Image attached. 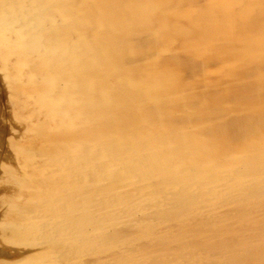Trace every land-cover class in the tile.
<instances>
[{
  "label": "rangeland",
  "instance_id": "obj_1",
  "mask_svg": "<svg viewBox=\"0 0 264 264\" xmlns=\"http://www.w3.org/2000/svg\"><path fill=\"white\" fill-rule=\"evenodd\" d=\"M13 1L0 264H264V0Z\"/></svg>",
  "mask_w": 264,
  "mask_h": 264
},
{
  "label": "bare ground",
  "instance_id": "obj_2",
  "mask_svg": "<svg viewBox=\"0 0 264 264\" xmlns=\"http://www.w3.org/2000/svg\"><path fill=\"white\" fill-rule=\"evenodd\" d=\"M14 1H15V0H14ZM14 1H13V2H14ZM18 1H19V0H18ZM26 1H27V0H24V1H22V2H26ZM49 1H50V0H49ZM84 1H85V0H84ZM84 1H83V2H84ZM87 1H88V0H87ZM127 1H128V0H127ZM134 1H136V0H134ZM137 1H139V0H137ZM254 1H255V0H254ZM31 2H32V4H33V1H30V2L28 1L27 5H30V6H31ZM81 2H82V1H81ZM81 2H80V3H81ZM111 2H112V1H111ZM116 2H118V1H116ZM123 2H124V1H123ZM129 2H130V1H129ZM172 2H173V1H172ZM205 2H206V0H205ZM259 2H260V1H259ZM84 3H86V1H85ZM84 3H83V4H84ZM90 3H91V2H90ZM94 3H95V2H94ZM127 3H128V2H127ZM127 3H126V4H127ZM187 3H188V2H187ZM192 3H193V2H192ZM198 3H199V2H198ZM255 3H256V1H255ZM262 3H264V2H262ZM25 4H26V3H25ZM25 4H23V5H24V8H25ZM95 4H96V3H95ZM112 4H113V3H112ZM117 4H118V3H117ZM121 4H122V3H121ZM126 4H125V5H126ZM130 4H131V3H130ZM137 4H138V3H137ZM168 4H169V3H168ZM27 5H26V6H27ZM33 5H34V6H33ZM33 5H32L33 7H36V6H35V3H34ZM98 5H100V4L98 3ZM149 5H150V4H149ZM255 5H256V4H255ZM16 6H17V5H16ZM127 6H128V5H127ZM170 6H171V5H170ZM242 6H243V5H242ZM19 7H20V5H19ZM27 7H28V6H27ZM27 7H26V8H27ZM37 7H38V5H37ZM111 7H112V6H111ZM221 7H222V6H221ZM20 8H21V9H19V11L22 10V7H20ZM26 8H25V9H26ZM29 8H30V7H29ZM29 8L26 9V12L30 10ZM113 8H114V7H113ZM129 8H130V7H129ZM137 8H138V7H137ZM182 8H183V7H182ZM236 8H237V7H236ZM28 9H29V10H28ZM37 9H38V8H37ZM39 9H40V8H39ZM110 9H111V8H110ZM130 9H131V8H130ZM168 9H169V8H168ZM171 9H172V8H171ZM233 9H234V8H233ZM32 10H33V12H34V9H32ZM32 10H31V12H32ZM65 10H66V9H65ZM104 10H105V9H104ZM123 10H124V9H122V11H123ZM125 10H126V9H125ZM125 10H124V11H125ZM143 10H144V9H143ZM187 10H188V9H187ZM221 10H222V9H221ZM256 10H257V9H256ZM22 11H23V10H22ZM22 11L18 12V9H17L16 12H18V13H20V14H21V13H24V12H22ZM53 11H54V10H53ZM102 11H103V10H102ZM177 11H178V10H177ZM180 11H181V10H180ZM253 11H254V10H253ZM37 12H38V11H37ZM80 12H81V11H80ZM98 12H99V11H98ZM107 12H108V11H107ZM117 12H118V10H117ZM126 12H127V11H126ZM135 12H136V11H135ZM140 12H141V11H140ZM143 12H144V11H143ZM175 12H176V11H175ZM182 12H183V11H182ZM256 12H257V11H256ZM59 13H60V12H59ZM103 13H104V12H103ZM110 13H111V12H110ZM114 13H115V12H114ZM127 13H128V12H127ZM156 13H157V12H156ZM165 13H166V12H165ZM165 13H164V14H165ZM28 14H29V13H28ZM107 14H109V13H107ZM131 14H132V13H131ZM153 14H154V13H153ZM169 14H170V13H169ZM234 14H235V13H234ZM21 15H22V14H21ZM24 15L27 16V14H25V13H24ZM32 15H33V14H32ZM32 15H31V16H32ZM111 15H112V14H111ZM133 15H135L134 12H133ZM156 15H158V13H157ZM159 15H160V12H159ZM170 15H171V14H170ZM221 15H222V13H221ZM262 15H264V14H262ZM7 16H8V15H7ZM16 16H17V15H16ZM26 16H25V17H26ZM28 16H30V15H28ZM28 16H27V17H28ZM63 16H64V18H65V15H63ZM104 16H105V13H104ZM109 16H110V15H109ZM160 16H162V15H160ZM167 16H169V15H167ZM230 16H231V15H230ZM18 17H20V16H18ZM22 17H23V16H22ZM25 17H24V18H25ZM60 17H61V16H60ZM122 17H123V16H122ZM127 17H128V16H127ZM130 17H131V16H130ZM133 17H136V15L133 16ZM156 17H157V16H156ZM227 17H228V16H227ZM24 18H19V19H21V21H22V19H24ZM28 18H30V17H28ZM39 18H40V17H39ZM103 18H104V17H103ZM161 18H162V17H161ZM170 18H171V17H170ZM190 18H191V17H190ZM244 18H245V17H244ZM252 18H253V17H252ZM259 18H260V17H259ZM14 19H15V18H14ZM31 19H32V18H31ZM62 19H63V17H62ZM65 19H66V18H65ZM94 19H95V18H94ZM108 19H109V18H108ZM108 19H107V20H108ZM118 19H119V18H118ZM120 19H121V17H120ZM122 19H123V18H122ZM130 19H131V18H130ZM139 19H140V18H139ZM149 19H150V18H149ZM172 19H173V18H172ZM172 19H171V20H172ZM175 19H177V18H175ZM233 19H234V18H233ZM42 20H43V19H42ZM45 20H46V19H45ZM63 20H64V19H63ZM114 20H116V19H114ZM143 20H144V16H143ZM247 20H248V19H247ZM249 20H250V19H249ZM30 21H31V20H30ZM30 21H28V23H30ZM59 21H60V20H59ZM122 21H123V20H122ZM156 21H157V20H156ZM159 21H160V20H159ZM222 21H223V20H222ZM251 21H252V20H251ZM251 21H250V23H251ZM17 22H18V21H17ZM17 22H16V23H17ZM40 22H41V21H39V23H40ZM100 22H101V21H100ZM117 22H118V21H117ZM117 22H116V23H117ZM120 22H121V21H120ZM120 22H119V23H120ZM125 22H126V21H125ZM134 22H136V21H134ZM181 22H182V21H181ZM181 22H180V23H181ZM217 22H218V21H217ZM247 22H248V21H247ZM20 23H22V22H20ZM23 23H24L23 25L25 26L26 23H25V22H23ZM31 23H32V22H31ZM36 23H37V25H39V24H38V20H37ZM41 23H42V22H41ZM41 23H40V24H41ZM44 23H45V22H44ZM86 23H87V22H86ZM97 23H98V22H97ZM101 23H102V22H101ZM107 23H108V22H107ZM113 23H114V22H113ZM119 23H118V24H119ZM130 23H131V22H130ZM130 23H129V24H130ZM132 23H133V22H132ZM139 23H140V22H139ZM152 23H153V22H152ZM160 23H161V22H160ZM208 23H209V22H208ZM49 24H50V23H49ZM98 24H99V23H98ZM123 24H124V23H123ZM123 24H122V25H123ZM140 24H141V23H140ZM147 24H148V23H147ZM186 24H188V23H186ZM229 24H230V23H229ZM234 24H235V23H234ZM237 24H238V23H237ZM15 25L17 26V24H15ZM18 25H19V24H18ZM110 25H112V24H110ZM113 25L116 26L115 23H114ZM113 25H112V26H113ZM122 25H121V26H122ZM125 25H126V24H125ZM134 25H135V24H134ZM154 25H155V24H154ZM166 25H167V24H166ZM235 25H236V24H235ZM9 26L12 28V27L14 26V23H13V26H12V25H8V27H9ZM24 26H23V27H24ZM27 26H29V25H27ZM30 26H31V25H30ZM45 26H46V25H45ZM47 26H48V25H47ZM102 26H104V25H102ZM107 26H108V24H107ZM117 26H118V25H117ZM139 26H140V25H139ZM188 26H189V25H188ZM18 27H20V26H18ZM35 27H36V26H35ZM35 27H33V31H34V28H35ZM119 27H120V26H119ZM119 27H118V28H119ZM132 27H133V25H132ZM155 27L157 28V26H155ZM161 27H162V26H161ZM202 27H203V26H202ZM219 27H220V26H219ZM226 27H227V25H226ZM2 28H3V27H2ZM6 28H7V27H6ZM6 28H4V29H6ZM16 28H17V27H16ZM28 28H29V27H28ZM99 28H100V27H99ZM105 28H106V27H105ZM114 28H115V27H114ZM114 28H113V29H114ZM141 28H143L142 25H141ZM166 28H167V27H166ZM180 28H181V27H180ZM245 28H247V27H245ZM250 28H251V27H250ZM4 29H1V31H2L3 33H5L6 30H8V28H7L6 30H4ZM20 29H22V27H21ZM23 29H24V28H23ZM35 29H36V28H35ZM38 29H39V28H38ZM109 29H110V26H109ZM111 29H112V28H111ZM116 29H117V28H116ZM145 29H146V28H145ZM147 29H148V28H147ZM243 29H244V28H243ZM253 29H254V28H253ZM3 30H4V31H3ZM11 30H12V29H10L9 31L11 32ZM14 30H15V29H14ZM25 30H26V28H25ZM97 30H98V29H97ZM189 30H190V29H189ZM15 31H16V30H15ZM19 31H21V30H19ZM31 31H32V30H31ZM36 31H37V30H36ZM99 31H100V29H99ZM103 31H104V30H103ZM105 31H106V30H105ZM160 31H161V30H160ZM244 31H245V30H244ZM250 31H251V30H250ZM253 31H254V30H253ZM253 31H251V32H253ZM255 31H256V30H255ZM262 31L264 32V30H262ZM7 32H8V31H7ZM10 32H8V33H10ZM16 32H17V31H16ZM21 32H22V31H21ZM27 32H28V31H27ZM101 32H102V31H101ZM133 32H134V31H133ZM157 32H158V31H157ZM224 32H225V31H224ZM260 32H261V31H260ZM3 33H2V35H3ZM28 33H29V32H28ZM59 33H60V32H59ZM120 33H121V32H120ZM131 33H132V32H131ZM136 33H137V32H136ZM245 33H246V32H245ZM255 33H256V32H255ZM6 34H7V33H6ZM6 34H4L5 37H6ZM11 34L13 35V32H12ZM17 34H18V32H17ZM21 34H22V33H21ZM21 34H18V35H21ZM26 34H27V33H26ZM60 34H61V33H60ZM103 34H104V33H103ZM124 34H125V33H124ZM127 34H128V33H127ZM235 34H237V33H235ZM248 34H249V33H248ZM250 34H252V33H250ZM257 34H260V33H257ZM0 35H1V34H0ZM9 35H10V34H9ZM14 35L16 36V33H14ZM14 35H13V36H14ZM100 35H101V34H100ZM178 35H179V34H178ZM33 36H34V35H33ZM51 36H52V35H51ZM145 36H146V35H145ZM164 36H165V35H164ZM257 36H258V35H257ZM1 37H2V36H1ZM11 37H12V36H11ZM27 37H28V36H27ZM27 37H26V39H27ZM111 37H112V36H111ZM190 37H191V36H190ZM190 37H189V38H190ZM262 37H263V36H262ZM17 38H18V37H17ZM20 38H21V37H20ZM23 38H24V37H22V41H23ZM102 38H103V37H102ZM121 38H122V37H121ZM230 38H231V37H230ZM3 39H4V37H3ZM5 39H6V38H5ZM9 39H10V38H8L7 41H8ZM14 39H16V37H15V38H12V41H13ZM18 39H19V38H18ZM42 39H43V38H42ZM98 39H99V38H98ZM117 39H119V38H117ZM125 39H126V38H125ZM148 39H150V38H148ZM169 39H170V37H169ZM227 39H228V38H227ZM237 39H238V38H237ZM240 39H241V38H240ZM240 39H239V40H240ZM242 39H244V37H243ZM143 40H144V39H143ZM157 40H158V39H157ZM175 40H176V39H175ZM186 40H187V39H186ZM191 40H192V38H191ZM16 41H17V40H16ZM16 41H15V42H16ZM225 41H226V40H225ZM228 41L230 42V40H228ZM228 41H227V42H228ZM234 41H235V40H234ZM249 41H250V40H249ZM0 42H1V41H0ZM4 42H5V40H4ZM9 42H10V41H9ZM9 42H7V44H8ZM18 42H19V44L22 43V42H20V41H18ZM123 42H124V41H123ZM159 42H160V41H159ZM240 42H242V41H240ZM10 43H11V42H10ZM12 43H13V42H12ZM153 43H154V42H153ZM160 43H161V42H160ZM162 43H163V42H162ZM213 43H214V42H213ZM218 43H219V41H218ZM253 43H254V42H253ZM2 44H3V43H2ZM5 44H6V43H5ZM5 44H4V45H5ZM42 44H43V43H42ZM235 44H237V43H235ZM251 44H252V43H251ZM0 45H1V43H0ZM4 45H2V46H4ZM9 45H10V44H9ZM170 45H171V44H170ZM216 45H217V42H216ZM21 46H22V45H21ZM177 46H178V45H177ZM197 46H198V45H197ZM221 46H222V45H221ZM252 46H253V44H252ZM252 46H251V47H252ZM11 47H12V45H11ZM14 47H15V45H14ZM14 47H13V48H14ZM99 47H100V46H99ZM211 47H213V46L211 45ZM211 47H210V48H211ZM230 47H231V46H230ZM255 47H257V45H256ZM262 47H263V46H262ZM3 48H4V47H3ZM17 48H18V47H17ZM35 48H36V47H35ZM51 48H52V47H51ZM97 48H98V47H97ZM126 48H127V47H126ZM233 48H234V47H233ZM233 48H232V49H233ZM243 48H244V47H243ZM1 49H2V48H1ZM10 49H11V48H10ZM33 49H34V48H33ZM90 49H92V48H90ZM103 49H104V48H103ZM157 49H158V48H157ZM174 49H175V47H174ZM230 49H231V48H230ZM8 50H9V49H8ZM12 50H14V49H12ZM106 50H107V49H106ZM251 50H253V49H251ZM254 50L256 51L257 49H254ZM5 51H6V50H5ZM18 51H19V50H18ZM28 51H29V49H28ZM33 51H34V50H33ZM97 51H98V50H97ZM173 51H174V50H173ZM15 52H16V51H15ZM24 52H25V51H24ZM39 52H40V51H39ZM107 52H108V51H107ZM150 52H151V51H150ZM218 52H219V51H218ZM108 53H109V52H108ZM108 53H107V55H108ZM125 53H126V52H125ZM154 53H155V52H154ZM229 53H230V52H229ZM253 53H254V51H253ZM6 54H7V52H6ZM6 54L4 53V56H5ZM8 54H9V52H8ZM15 54H17V53H15ZM28 54H29V53H28ZM53 54H54V53H53ZM255 54H256V53H255ZM9 55H10V54H9ZM18 55H19V54H18ZM24 55H25V54H24ZM31 55H32V54H31ZM95 55H96V54H95ZM209 55H210V54H209ZM259 55H260V54H259ZM259 55H258V56H259ZM0 56H1V55H0ZM4 56H3V58H5ZM6 56H7V55H6ZM15 56H16V55H15ZM20 56H21V55H20ZM45 56H46V55H45ZM102 56H103V55H102ZM110 56H111V55H110ZM121 56H122V55H121ZM125 56H126V55H125ZM155 56H156V55H155ZM258 56H257V57H258ZM7 57H8V56H7ZM7 57H6V58H7ZM11 57H12V56H11ZM18 57H19V56H18ZM21 57H22V56H21ZM29 57H30V56H29ZM115 57H116V56H115ZM205 57H206V56H205ZM212 57H213V56H212ZM224 57H225V56H224ZM229 57H230V56H229ZM103 58H104V56H103ZM184 58H185V57H184ZM188 58H189V57H188ZM221 58H222V57H221ZM0 59H1V57H0ZM20 59H21V58H20ZM41 59H43V58H40L39 62L41 61ZM44 59H45V58H44ZM44 59H43V60H44ZM57 59H58V58H57ZM59 59L61 60V58H59ZM205 59H206V58H205ZM219 59H220V58H219ZM253 59H254V58H253ZM7 60H8V59H7ZM35 60H36V59H35ZM100 60H101V59H100ZM215 60H216V59H215ZM222 60H223V59H222ZM255 60L257 61V59H255ZM14 61H16V58H14ZM57 61H58V60H57ZM201 61H202V60H201ZM224 61H225V60H224ZM238 61H239V60H238ZM253 61H254V60H253ZM18 62H19V64H20L21 61L18 60ZM47 62H48V61H47ZM47 62H46V63H47ZM60 62H61V61H60ZM112 62H113V61H112ZM191 62H192V61H191ZM117 63H118V62H117ZM215 63H216V62H215ZM223 63H224V62H223ZM9 64L11 65V63L8 61V65H9ZM14 64H15V63L12 64L13 67H12V65H11V66H10V65L8 66V67H10V68L12 67V69H11V73H12V71H13V73H14L15 70H16V71L18 70V72H19L18 67L20 68V66H22V65H18L16 68H14ZM43 64H45V63H43ZM56 64H57V63H56ZM128 64H129V63H128ZM212 64H213V63H212ZM225 64H226V63H225ZM255 64H256V63H255ZM24 65H25V64H24ZM41 65H42V63H41ZM102 65H103V67H104L105 64H102ZM114 66H115V64H114ZM213 66H214V65H213ZM96 67H97V66H96ZM105 67H106V66H105ZM108 67H109V66H108ZM108 67H107V68H108ZM210 67H211V66H210ZM221 67H222V66H221ZM34 68H35V67H34ZM200 68H201V67H200ZM22 69H23V68H22ZM222 69H223V68H222ZM222 69H221V70H222ZM236 69H237V68H236ZM27 70H28V69H27ZM51 70H52V69H51ZM57 70H58V69H57ZM96 70H97V69H96ZM20 71H21V70H20ZM23 71H25V70L23 69ZM44 71H45V70H44ZM55 71H56V70H55ZM79 71H80V70H79ZM201 71H202V70H201ZM218 71H219V70H218ZM242 71H243V70H242ZM9 72H10V71H9ZM18 72H17V73H18ZM31 72H32V71H31ZM56 72H57V71H56ZM151 72H152V71H151ZM247 72H248V71H247ZM43 73H44V72H43ZM93 73H94V72H93ZM98 73H99V72H98ZM236 73H237V72H236ZM60 74H61V73H59V76H61ZM77 74H78V73H77ZM103 74H104V73H103ZM227 74H228V73H227ZM36 75H37V74H36ZM47 75H48V77H49V74H47ZM62 75L64 76V73H63ZM75 75H76V74H75ZM205 75H207V74H205ZM217 75H218V73H217ZM232 75H233V74H232ZM222 76H223V75H222ZM224 76H225V75H224ZM230 76H231V75H230ZM259 76H260V75H259ZM26 77H27V76H26ZM68 77H70V76H66V78H65L64 81H66V79H67V81L71 80V79H68ZM212 77H213V76H212ZM246 77H247V76H246ZM262 77H263V76H262ZM46 78H47V77H46ZM46 78H44V79H46ZM63 78H64V77H62V79H63ZM71 78L73 79V77H71ZM227 78H228V77H227ZM259 78H260V77H259ZM29 79H30V76H29ZM47 79H48V78H47ZM60 79H61V78H60ZM60 79H59V80H60ZM62 79H61V80H62ZM26 80H27V79H26ZM30 80H32V79H30ZM84 80H85V79H84ZM215 80H216V78H215ZM232 80H233V79H232ZM241 80H242V79H241ZM249 80H250V79H249ZM28 81H29V80H28ZM227 81H228V80H227ZM236 81H237V80H236ZM59 82H60V81H59ZM233 82H234V81H233ZM239 82H240V81H239ZM243 82H244V81H243ZM209 83H210V82H209ZM214 83H215V82H214ZM251 83H252V82H251ZM253 83H254V82H253ZM30 84H31V81H30ZM33 84H34V83H33ZM46 84H47V83H45V84L43 85V83H41L39 86L43 85V87H44ZM59 84H60V83H59ZM59 84H58V85H59ZM61 84L64 85V83H61ZM201 84H202V83H201ZM230 84H231V83H230ZM236 84H238V83L236 82ZM47 85H48V84H47ZM50 85H51V84H50ZM52 85H53V84H52ZM71 85H73V84L71 83ZM18 86H19V85H18ZM25 86H26V85H25ZM32 86H33V85H32ZM60 86H61V85H60ZM66 86H67V85H65V87H66ZM30 87H31V86H30ZM35 87H37V86H35ZM62 87H63V86H62ZM62 87H61V88L58 87L59 89H57V90H59V93H60V91L62 90ZM65 87H63V88H65ZM218 87H219V86H218ZM221 87H222V86H221ZM31 88H33V87H31ZM41 88H42V87H41ZM66 88H67V87H66ZM71 88H72V86H71ZM17 89H18V88H17ZM20 89H21V88H20ZM29 89H30V88H29ZM37 89H38L37 91H39V93H36V95L41 96L42 98H44V97L42 96L43 92H46V90H48V92H49V91H52V89L49 90V89H46V88L44 87L45 91H42V94H41V93H40L41 90H44V89L42 88V89L40 90V88H38V87H37ZM72 89H73V88H72ZM77 89H78V88H77ZM91 89H92V88H91ZM21 90H22V89H21ZM27 90H28V89H27ZM33 90H34V88H33ZM57 90H56V91H57ZM166 90H167V89H166ZM198 90H199V89H198ZM216 90H217V89H216ZM24 91H25V90H24ZM24 91H23V94H22L21 91H20V92H21L22 95H24V93H25L26 96H27V94L29 93V90H28L27 93L24 92ZM30 91H31V90H30ZM34 91L36 92V89H35ZM34 91H33V93H34ZM57 92H58V91H57ZM91 92H92V91H91ZM61 93L63 94V91H62ZM61 93H60L59 95H61ZM69 93H72V91H70ZM152 93H153V92H152ZM203 93H204V92H203ZM31 94H32V93H29L28 96L31 95ZM66 94H68V92H67ZM94 94H95V93H94ZM254 94H255V93H254ZM43 95H45V93H44ZM75 95H76V94H75ZM95 95H96V94H95ZM121 95H122V94H121ZM251 95H252V94H251ZM49 96H50V95H49ZM49 96H47V98H48ZM55 96H56V94H55ZM55 96H53V97H55ZM61 96H62V95H61ZM66 96H67V95H65V98L67 99L68 97H66ZM68 96H69V94H68ZM160 96H161V95H160ZM45 97H46V96H45ZM53 97H52V98H53ZM62 97H63V96H62ZM69 97H70V96H69ZM76 97H77V96H76ZM163 97H164V96H163ZM255 97H256V96H255ZM65 98H64V99H65ZM73 98H74V95H73ZM244 98H245V97H244ZM256 98H257V97H256ZM36 99H37V97H36ZM39 99H40V97L38 98V101H40ZM151 99H152V98H151ZM235 99H236V98H235ZM167 100H168V99H167ZM227 100H228V99H227ZM231 100H232V98H231ZM35 101H36V100H35ZM35 101H34V103L37 104L38 101H37V102H35ZM43 101H44V100H43ZM150 101H151V100H150ZM169 101H170V100H169ZM88 102H89V101H88ZM170 102H171V101H170ZM170 102H169V103H170ZM32 103H33V102H32ZM43 103H44V102H43ZM49 103H50V102H49ZM69 103H70V102H69ZM173 103H174V101H173ZM223 103H224V102H223ZM36 104H35V105H36ZM38 104H39V103H38ZM235 104H236V103H235ZM39 105H40V104H39ZM39 105H38V107H39ZM51 105H52V104H51ZM54 105H55V104H54ZM171 105H172V104H171ZM32 106H33V105H32ZM45 106H46V105H44V107H45ZM219 106H222V105H219ZM35 107H36V106H35ZM41 107H43V106H40V107L37 108V109H40ZM44 107H43V108H44ZM49 107H50V105H49ZM49 107H48V108H49ZM53 107H55V106H53ZM212 107H213V106H212ZM43 108H41V110H42ZM134 108H135V107H134ZM182 108H183V106H182ZM252 108H253V107H252ZM254 108H255V107H254ZM33 109H34V107H33ZM33 109H32V110H33ZM220 109H222V108H220ZM41 110H40V111H41ZM45 110H46V107H45V109H43L42 111H45ZM177 110H178V109H177ZM242 110H243V109H242ZM247 110H248V109H247ZM40 111H39V113H40ZM31 112H32V111H31ZM94 112H95V111H94ZM245 112H246V111H245ZM39 113H36V115L39 114ZM42 113H43V112H42ZM42 113H41V114H42ZM45 113H46V111H45ZM45 113H44V114H45ZM57 113L59 114V112L56 111L55 114H57ZM170 113H171V112H170ZM259 113H260V112H259ZM32 114H33V113H32ZM41 114H40V116H41ZM44 114H43V115H44ZM46 114H47V113H46ZM34 115H35V114H34ZM32 116H33V115H32ZM37 116H38V115H37ZM49 116H50V115H49ZM51 116H52V115H51ZM54 118H55V117H54ZM57 118H58V117H57ZM186 118H187V117H186ZM38 119H39V118H37V120H35V121L38 122ZM45 119H47V117L43 118L44 121H45ZM48 119L50 120V122L52 121V119H50L49 117H48ZM48 119L46 120L47 122H48ZM55 119H56V118H55ZM37 122H36V123H37ZM42 122H43V121H42ZM36 123H35V124H36ZM38 124H39V123H38ZM41 124H42V123H41ZM41 124H40V125H41ZM56 124H57V123H56ZM141 124H142V123H141ZM42 125H43V124H42ZM45 125L48 126V124H46V123H45ZM50 125H51V124H50ZM57 125H58V124H57ZM78 125H79V124H78ZM58 126H59V125H58ZM33 127H34V126H33ZM42 127H44V126H42ZM50 127H51V126H50ZM149 127H150V126H149ZM157 127H158V126H157ZM37 128H38V127H37ZM39 128H41V127H39ZM51 130H52V129H51ZM153 131H154V130H153ZM51 132H52V131H51ZM54 132H55V131H54ZM106 132H107V131H106ZM150 133H151V132H150ZM49 134H50V133H49ZM55 134H56V133H55ZM45 135H46V134H45ZM105 136H106V135H105ZM124 136H125V135H124ZM45 139H46V138H45ZM101 139H102V138H101ZM42 141H44V139H43ZM97 141H98V139H97ZM51 142H52V141H51ZM51 142H50V146L52 145ZM53 142H56V141H53ZM107 142H108V141H107ZM45 143H46V142H45ZM48 143H49V142H48ZM56 143H57V142H56ZM59 144H60V143H59ZM53 145H54V144H53ZM98 145H99V144H98ZM135 145H136V144H135ZM95 146H96V145H95ZM95 146H94V147H95ZM257 151H258V150H257ZM131 152H132V151H131ZM105 153H106V152H105ZM123 153H124V152H123ZM107 154H108V153H107ZM102 157H103V156H102ZM41 158H42V157H41ZM99 159H100V158H99ZM128 159H129V158H128ZM130 159H131V157H130ZM95 161H96V160H95ZM99 162H100V161H99ZM87 164H88V163H87ZM100 165H101V164H100ZM109 165H110V164H109ZM111 165H112V164H111ZM191 166H192V165H191ZM102 168H103V167H102ZM110 168H111V167H110ZM113 168H114V167H112L111 169H113ZM102 172H103V171H102ZM115 173H116V172H115ZM118 174H119V173H118ZM115 177H116V176H115ZM154 182H155V181H154ZM126 183H127V182H126ZM128 183H129V182H128ZM143 183H144V182H143ZM203 186H204V185H203ZM129 187H130V186H129ZM133 187H134V186H133ZM111 188H112V187H111ZM191 188H192V187H191ZM129 189L131 190V188H129ZM132 189H133V188H132ZM110 190H111V189H110ZM199 190H200V189H199ZM131 191H133V190H131ZM134 191H135V190H134ZM141 192H142V191H141ZM141 195H142V194H141ZM143 195H145V193H144ZM153 196H155V195H153ZM139 197H140V196H139ZM136 199H137V198H136ZM252 223H253V222H252Z\"/></svg>",
  "mask_w": 264,
  "mask_h": 264
}]
</instances>
